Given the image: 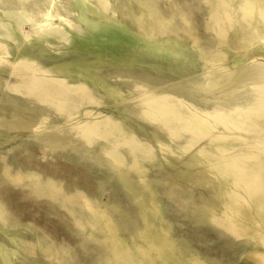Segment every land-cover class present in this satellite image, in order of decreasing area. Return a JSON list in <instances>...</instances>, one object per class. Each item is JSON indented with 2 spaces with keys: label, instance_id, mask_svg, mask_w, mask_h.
Segmentation results:
<instances>
[{
  "label": "rangeland",
  "instance_id": "374dc122",
  "mask_svg": "<svg viewBox=\"0 0 264 264\" xmlns=\"http://www.w3.org/2000/svg\"><path fill=\"white\" fill-rule=\"evenodd\" d=\"M0 264H264V0H0Z\"/></svg>",
  "mask_w": 264,
  "mask_h": 264
},
{
  "label": "bare ground",
  "instance_id": "6f19581e",
  "mask_svg": "<svg viewBox=\"0 0 264 264\" xmlns=\"http://www.w3.org/2000/svg\"><path fill=\"white\" fill-rule=\"evenodd\" d=\"M63 89V88H62ZM59 96V95H58ZM46 108H48V106H46ZM50 108V107H49ZM3 119V118H2ZM137 119H139V118H137ZM16 120V119H15ZM2 121V120H1ZM29 123V122H28ZM37 124V123H36ZM154 129V128H153ZM16 132V131H15ZM18 133H20V132H18ZM22 133V132H21ZM23 133H24V131H23ZM14 134V133H13ZM12 135V134H11ZM228 218V217H227Z\"/></svg>",
  "mask_w": 264,
  "mask_h": 264
}]
</instances>
